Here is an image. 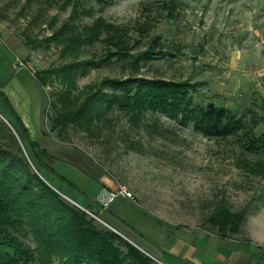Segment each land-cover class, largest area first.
Returning a JSON list of instances; mask_svg holds the SVG:
<instances>
[{
  "label": "rangeland",
  "instance_id": "rangeland-1",
  "mask_svg": "<svg viewBox=\"0 0 264 264\" xmlns=\"http://www.w3.org/2000/svg\"><path fill=\"white\" fill-rule=\"evenodd\" d=\"M72 11L77 17L71 24L80 29L98 18L122 27L134 57L128 69L115 59L104 63L107 54L102 44L84 48L80 59L97 67L76 80L78 91L103 78L131 74L187 82L196 86L195 102L228 108L247 121L256 117L255 133L260 135L264 132V0H0V36L19 49L20 68L29 74L31 90L35 87L39 92L40 129L48 144L82 151L131 195V200L118 199L157 221L215 233L204 225L215 204L222 201L232 212L244 211L245 222L231 238L251 240L264 248V178L244 167L247 161L264 163V157L245 152L235 139L209 140L190 127L149 115L138 128L116 116L110 129L91 139L70 132L69 143L60 142L50 130L54 112L49 102L61 85L48 73L68 61L61 58L62 44L50 37L68 23ZM138 27L146 33L140 35ZM146 52H151V60L144 59ZM21 75L26 77L24 71ZM0 118L14 125L18 135L13 138L28 157L14 119L2 114Z\"/></svg>",
  "mask_w": 264,
  "mask_h": 264
},
{
  "label": "trees",
  "instance_id": "trees-1",
  "mask_svg": "<svg viewBox=\"0 0 264 264\" xmlns=\"http://www.w3.org/2000/svg\"><path fill=\"white\" fill-rule=\"evenodd\" d=\"M76 17V11H72L68 23L50 37L62 44L61 58L68 60L48 73L49 77L59 78L61 85L49 102L54 112L50 130L57 133L60 142L69 143L70 132L90 139L99 137L112 127L116 116L138 128L149 115L190 127L209 140L235 139L245 152L264 157V132L255 133L256 117L247 121L228 108L195 102L192 94L196 86L187 82L131 74L122 79L103 78L78 91L76 80L97 67L80 59L84 48L102 44L107 54L104 63L115 59L127 64L128 69L134 57L129 54L132 46L122 27L104 24L98 18L91 26L80 29L71 24ZM137 31L140 35L146 33L140 27ZM143 55L144 59H152L151 52ZM0 98L29 152L26 159L12 132L0 120V264H156L38 177L39 174L51 186L41 171L54 175L57 160L31 141L2 94ZM9 126L18 135L14 125ZM246 165L264 178V163L247 161ZM106 175L113 179L109 173ZM245 216L244 211L232 212L221 201L215 204L204 225L215 230L217 238L229 239L239 233Z\"/></svg>",
  "mask_w": 264,
  "mask_h": 264
},
{
  "label": "crops",
  "instance_id": "crops-1",
  "mask_svg": "<svg viewBox=\"0 0 264 264\" xmlns=\"http://www.w3.org/2000/svg\"><path fill=\"white\" fill-rule=\"evenodd\" d=\"M17 49L0 36V94L31 141L57 160L53 167L54 175L48 176L45 171L43 175L60 195L78 208L97 215L114 233L159 264H165L164 259L168 264H264V248L254 241L219 239L208 229L157 221L125 200L118 199L107 208H101L97 199L102 192H113L118 186L82 151L48 144L45 133L40 129L39 92L33 86L34 91L31 90L30 76L20 68ZM21 71L26 77L21 75ZM0 114L13 120L1 98Z\"/></svg>",
  "mask_w": 264,
  "mask_h": 264
},
{
  "label": "built area",
  "instance_id": "built-area-1",
  "mask_svg": "<svg viewBox=\"0 0 264 264\" xmlns=\"http://www.w3.org/2000/svg\"><path fill=\"white\" fill-rule=\"evenodd\" d=\"M118 198L131 200V195L123 187H118L113 192H102V194L97 199V203L101 208H107Z\"/></svg>",
  "mask_w": 264,
  "mask_h": 264
},
{
  "label": "water",
  "instance_id": "water-1",
  "mask_svg": "<svg viewBox=\"0 0 264 264\" xmlns=\"http://www.w3.org/2000/svg\"><path fill=\"white\" fill-rule=\"evenodd\" d=\"M4 123H5V125L9 128V130L12 132V134L15 136V133H14V131L12 130V128L9 126V124L3 119V118H0ZM18 140V139H17ZM19 142V141H18ZM20 144V143H19ZM21 146V145H20ZM21 149H22V151H23V148H22V146H21ZM24 152V151H23ZM24 155H25V153H24ZM25 157H26V159H28L27 158V156L25 155ZM37 173V172H36ZM38 174V173H37ZM38 177L46 184V185H48L51 189H53L56 193H58L53 187H51L39 174H38ZM59 194V193H58ZM60 195V194H59ZM60 196H62V195H60ZM62 198H64L63 196H62ZM65 199V198H64ZM65 200H67V199H65ZM67 201H69V200H67ZM70 202V201H69ZM72 204V203H71ZM81 209V208H80ZM81 210H83L86 214H88L91 218H93L95 221H97L98 223H100V224H102L103 226H105V227H107L106 225H104L100 220H98L97 218H95L94 216H92L91 214H89L86 210H84V209H81ZM108 228V227H107ZM111 230V229H110ZM118 235V234H117ZM118 236H120V235H118ZM122 239H124L122 236H120ZM125 241H127L126 239H124ZM130 245H132V246H134L132 243H130L129 241H127ZM135 247V246H134ZM135 248H137V247H135ZM138 249V248H137ZM139 250V249H138ZM153 260V259H152ZM156 264H159L158 262H156L155 260H153Z\"/></svg>",
  "mask_w": 264,
  "mask_h": 264
}]
</instances>
